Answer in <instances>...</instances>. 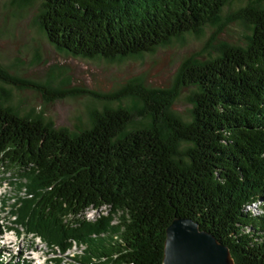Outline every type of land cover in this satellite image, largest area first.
I'll return each instance as SVG.
<instances>
[{"label": "trees", "instance_id": "1", "mask_svg": "<svg viewBox=\"0 0 264 264\" xmlns=\"http://www.w3.org/2000/svg\"><path fill=\"white\" fill-rule=\"evenodd\" d=\"M230 1L42 0L38 20L58 50L114 60L200 32ZM232 17L250 29L247 43L185 61L170 88L130 83L113 94L77 91L134 97L142 113L123 106L96 111L88 128L72 133L0 102V166L27 180L18 222L52 255H64L57 264H161L174 218L214 235L234 264H264V0ZM0 78L48 100L63 94L1 69ZM183 86L195 89L189 121L171 110ZM142 116L149 124L127 131ZM256 203L257 214L247 208ZM104 207L117 214L115 225L100 219L108 215L84 221L88 210ZM93 232L98 238H90ZM74 240L81 251L69 255Z\"/></svg>", "mask_w": 264, "mask_h": 264}, {"label": "rangeland", "instance_id": "2", "mask_svg": "<svg viewBox=\"0 0 264 264\" xmlns=\"http://www.w3.org/2000/svg\"><path fill=\"white\" fill-rule=\"evenodd\" d=\"M251 1L254 0H231L214 23L198 33L173 38L153 52L106 60L76 57L55 48L39 24L42 0H0V69L3 74L17 82L46 86L53 93H63L48 100L32 86L14 85L0 78V102L20 116L41 118L72 133L88 128L96 111L123 106L142 113V104L134 97L110 100L77 91L113 94L130 83H141L147 88H170L185 61L212 59L224 44L244 46L247 43L250 29L232 15ZM194 90L181 87L171 105L172 112L184 121L191 118ZM147 124V116L139 117L127 126V131ZM24 183H27L26 178L4 171L0 166V234L5 230L7 237L16 240L7 245L2 237L0 264H40L43 261L57 264V258L65 259L64 255H52L38 234L28 232L18 222L20 201L27 193ZM259 205L249 210L260 213L262 205ZM99 214L101 212L88 210L84 221L96 222L102 217ZM100 219H108L107 226L118 221L117 214ZM98 236L99 233L93 232L90 238ZM70 243L73 244L67 253H80L79 246L74 244L77 241ZM37 256L39 260H35Z\"/></svg>", "mask_w": 264, "mask_h": 264}, {"label": "water", "instance_id": "3", "mask_svg": "<svg viewBox=\"0 0 264 264\" xmlns=\"http://www.w3.org/2000/svg\"><path fill=\"white\" fill-rule=\"evenodd\" d=\"M161 264H234L227 246L188 218H174L165 229Z\"/></svg>", "mask_w": 264, "mask_h": 264}, {"label": "bare ground", "instance_id": "4", "mask_svg": "<svg viewBox=\"0 0 264 264\" xmlns=\"http://www.w3.org/2000/svg\"><path fill=\"white\" fill-rule=\"evenodd\" d=\"M254 205H259V203H256V204H253V205H251V206H248L247 208L249 209L250 207H252V206H254ZM91 210V209H90ZM92 210H94V211H99V212H101V214H99L100 216H102V215H108V211L106 210V208L104 207V208H101V209H92ZM103 212H106V213H103ZM99 216V217H100ZM7 231H3L1 234H0V240L2 239V237L5 239V242L6 241H8V240H12V239H10V237H7L6 236V233ZM15 240V239H14ZM37 260H39V258H37Z\"/></svg>", "mask_w": 264, "mask_h": 264}]
</instances>
